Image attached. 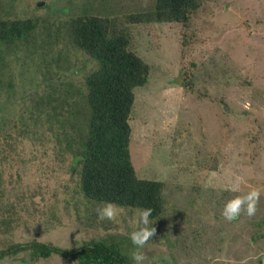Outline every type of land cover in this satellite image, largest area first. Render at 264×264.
<instances>
[{
    "label": "rangeland",
    "instance_id": "1",
    "mask_svg": "<svg viewBox=\"0 0 264 264\" xmlns=\"http://www.w3.org/2000/svg\"><path fill=\"white\" fill-rule=\"evenodd\" d=\"M155 1L0 0V17L38 21L36 39L6 55L0 76V253L32 241L73 249L109 236L134 249L140 209L120 206L117 220L101 221L95 209L103 203L79 187L72 110L99 63L73 43L69 24ZM128 27L132 49L151 66L135 89L132 160L139 177L164 183L165 212L150 218L157 234L143 249L145 264H264V0H208L188 24ZM236 185L262 194L254 217L229 222L222 211ZM0 264L81 263L57 253L32 260L26 249Z\"/></svg>",
    "mask_w": 264,
    "mask_h": 264
},
{
    "label": "trees",
    "instance_id": "2",
    "mask_svg": "<svg viewBox=\"0 0 264 264\" xmlns=\"http://www.w3.org/2000/svg\"><path fill=\"white\" fill-rule=\"evenodd\" d=\"M206 1L156 0L149 10L111 17L85 13L70 21L73 43L99 63L86 79L88 92L83 102L72 110V124L78 126L81 144L79 187L85 198L134 209L152 208L151 219L164 214V183L139 177L132 160L130 119L135 89L147 83L151 66L132 49L128 25L188 24ZM37 31L38 21L33 17H0V76L7 67L6 55L33 42ZM10 247L1 251L0 261L32 249V260L57 253L81 264H131L133 251L123 237L115 236L92 238L73 249L37 241Z\"/></svg>",
    "mask_w": 264,
    "mask_h": 264
},
{
    "label": "clouds",
    "instance_id": "3",
    "mask_svg": "<svg viewBox=\"0 0 264 264\" xmlns=\"http://www.w3.org/2000/svg\"><path fill=\"white\" fill-rule=\"evenodd\" d=\"M238 193L229 199L223 208L222 215L225 220L231 222L241 214H246L249 218L254 217L258 211V205L262 190L258 187H251L247 192L240 194L238 185L231 189ZM99 220L115 221L123 212V209L114 202H105L95 209ZM152 208H144L138 210L137 218L132 221L134 230L129 234V238L134 246L131 252V260L133 264H145L148 260L144 247L157 234V228L154 221L150 220Z\"/></svg>",
    "mask_w": 264,
    "mask_h": 264
},
{
    "label": "water",
    "instance_id": "4",
    "mask_svg": "<svg viewBox=\"0 0 264 264\" xmlns=\"http://www.w3.org/2000/svg\"><path fill=\"white\" fill-rule=\"evenodd\" d=\"M45 5V2H40L39 4H38V6H44Z\"/></svg>",
    "mask_w": 264,
    "mask_h": 264
}]
</instances>
